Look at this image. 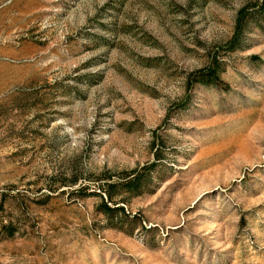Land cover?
Listing matches in <instances>:
<instances>
[{"label": "rangeland", "instance_id": "374dc122", "mask_svg": "<svg viewBox=\"0 0 264 264\" xmlns=\"http://www.w3.org/2000/svg\"><path fill=\"white\" fill-rule=\"evenodd\" d=\"M255 2L0 0V264H264Z\"/></svg>", "mask_w": 264, "mask_h": 264}, {"label": "trees", "instance_id": "16d2710c", "mask_svg": "<svg viewBox=\"0 0 264 264\" xmlns=\"http://www.w3.org/2000/svg\"><path fill=\"white\" fill-rule=\"evenodd\" d=\"M256 5V6H255ZM252 18L257 25L264 31V25L261 24L264 22V0H256L254 7L252 8ZM236 43V42H235ZM235 45V44H234ZM207 81L216 82L218 81L219 71H215L212 69L208 72ZM148 177L141 176L140 172L136 170H132L130 173H127L121 182H107L104 186V194L107 196V200L113 202L114 205H110L102 198V203L104 205V209H120L122 208L121 204H116L118 201L114 199V188L116 186L123 187L124 190L130 191L132 193H139L143 190L144 185L147 181ZM102 197V196H101ZM0 206H2V200H0ZM14 226L12 221H8L7 223L0 221V237H10L14 234Z\"/></svg>", "mask_w": 264, "mask_h": 264}]
</instances>
